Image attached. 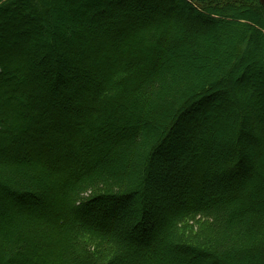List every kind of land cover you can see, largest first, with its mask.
Returning <instances> with one entry per match:
<instances>
[{
	"label": "trees",
	"instance_id": "16d2710c",
	"mask_svg": "<svg viewBox=\"0 0 264 264\" xmlns=\"http://www.w3.org/2000/svg\"><path fill=\"white\" fill-rule=\"evenodd\" d=\"M61 1L75 7L76 23L82 22L79 6L98 22L70 60L56 55L51 40L31 43L35 30L47 29L52 11H65ZM162 6L164 18H183L181 25L168 23L183 37L166 35V19L153 21L134 9ZM110 38L119 42L113 59ZM77 67L81 74H66ZM233 82L244 86L233 89ZM258 85L264 88L259 0H0V264H170L148 244L159 223L151 215L156 205L148 185L159 157H186L174 164L176 173L196 160L194 177L177 191L180 206L156 232L166 243L163 251L195 256L198 264H264V197L252 198L244 187L215 208L216 197L202 196L207 178L245 186L254 167H262L244 153L242 115L236 112L229 154L206 174L215 161L206 147L212 134L203 130L212 124H202L222 109L237 108L235 90L264 101ZM100 124L112 131L99 130ZM261 134L264 139V128ZM114 147L139 149L136 173L120 175L104 166L120 161ZM14 148L20 161L7 160ZM259 185L264 190V181ZM4 197L25 205L53 199L58 210L50 217L15 212ZM129 200L133 214L124 209ZM90 215L125 219L124 235Z\"/></svg>",
	"mask_w": 264,
	"mask_h": 264
},
{
	"label": "rangeland",
	"instance_id": "374dc122",
	"mask_svg": "<svg viewBox=\"0 0 264 264\" xmlns=\"http://www.w3.org/2000/svg\"><path fill=\"white\" fill-rule=\"evenodd\" d=\"M61 3L63 2L62 1L58 2V4L64 7L65 11H61L59 13L52 11L53 12L52 18L48 22L47 29L46 27H44L47 30V32L46 33L44 32L46 31L44 28H40L37 31L35 30V34L33 35L34 38L32 39L31 43L35 44L36 40H39L41 38L42 39L45 38V40L47 41L51 40L53 43V48H54V51L56 52V55L62 53L69 60L75 59L76 56L80 55L77 52L80 49L79 44L80 42L82 43L83 37L85 38V40L86 39L89 40L90 37H93V32H96L97 27H98V22L97 23L95 21L92 22L90 18L88 19L87 13L82 14L83 9L79 6L75 10L77 11L76 14L78 16L80 17L82 16V20H81L82 22L81 24L78 22L76 23V21L73 20V16H72L73 15L72 8H75V7L70 4L63 5ZM163 8L164 7L162 6L161 10H158L155 12H152L153 10L147 9V8L143 10H144L145 16H147L150 20L158 21L162 18V21H163V18H164L162 14ZM241 10H244L246 12L245 9H241ZM136 15L138 14L136 13ZM16 17H20V13H17ZM134 18H135L134 23L136 24L137 17L134 16ZM165 19L167 20L165 23V26H167L166 28L168 29L166 30V35H170L171 37H175L176 35L179 37H183L182 36L183 32H177V34L175 35L176 31L173 30V28H171L172 30L169 31V25H168L169 22L181 25L183 24L181 23L182 22L181 20L183 18L177 17L176 15L175 16L172 15V16L165 17L164 20ZM242 22L245 24H248V26H250L253 29L255 28L254 22H248L246 20L244 21L242 20ZM40 23L42 24V22ZM54 28H57L59 30V33H61V36L59 38L56 37L55 34H52V32H55ZM241 30L242 29L240 28L237 30V32H240ZM109 42H110L109 44L112 47V52L109 54V57L113 59L115 57V51H116L115 44H118L119 42L116 39L113 40L111 38L109 39ZM179 53L183 55V51H180ZM66 74L72 75V76L76 74L79 75L81 74V71H79V68L77 67V69H75V71L73 70L72 73L71 71L68 70ZM73 84H76V83L72 82V85ZM233 85H234L233 89H238V90H241L244 86V84H237L235 82H233ZM59 86L62 87L63 89H66L70 85L60 83ZM245 87H247V85ZM262 87L263 86L259 87L258 85V88H260L264 92V88L262 89ZM236 91L237 90H235L232 97L234 98L233 99L234 104L238 105L237 108L231 105L229 108L230 111L228 110V112L225 108V109H222L221 112H219V115L217 113H214L213 114L214 118H212L209 121V123L212 124L211 126L212 128L203 129L205 130V134H210V133L212 134V135L210 134L213 137L212 149L209 150V153H210L211 161L213 163L215 161V163L212 164L210 168L206 169V174L213 172L214 166L222 162L221 157L224 159L225 155L229 154L230 150L229 151L227 150L229 149L230 140L231 138L234 137V131L237 126L236 123H237L238 117H237L236 112H239L242 115V123H243L242 125L244 127L242 128V130H244V132L242 134V139H241L242 141L241 140L240 141L242 142L241 146L244 149V153H247L250 151L252 155V159L255 161L260 160L259 163L262 167L260 168L254 167V172H253L254 174L251 177H249L245 186H240V184L239 186L237 185L231 186V185H227L226 183H223V185L221 184L217 185L215 180L212 179V182H210L211 178H207L208 186H207V189L204 191V195L202 196H203V199L205 200H209L211 197H216V199L218 200L216 201L215 204H213L215 208H220V206L224 205V202H225L224 197L226 196L232 197V195L235 192H237L238 190L244 187H246L244 190V193L252 196V198H256L257 196H260V195L264 197V190L260 188V185H259L261 181H264V156H262V149H263L264 144L262 143L261 145V142L264 140L263 135L261 134V129L264 128V101L259 99V97L257 99L255 95H251V96L247 95V96L242 97ZM246 104L250 105V110H247ZM98 127H99V130L101 131H104V129L107 131H112L110 129H107L106 127H103L102 124H100ZM120 127H121L120 128L121 131L125 129V126L123 127L120 125ZM112 133H113L112 135L114 136L117 135L115 132H112ZM123 134L126 135V137H128L127 133H123ZM104 144L106 143L104 142ZM115 148H116L115 152L120 155V161L118 163H112V167L108 163L104 164V166L109 171L111 170V172L117 173L120 175L126 174L128 176H131L132 174L136 173L139 167V160H140L138 158L140 157L139 152H138L139 149L133 148L130 152L127 153L126 152L127 150L125 149H119L117 147H114V149ZM59 149L62 150V146H60ZM17 151L18 150L14 148L13 155H11V157H9L10 159L8 158L7 160H12L16 162L20 161L21 158L17 157V153L19 151L18 152ZM102 152L103 150L100 151L101 154ZM219 156L221 157L219 158ZM58 157L60 160L62 159L61 155ZM64 158L66 159V157ZM185 161H187L186 157L184 158L178 157L177 161L176 160L174 161L163 160L160 157L158 158V160L154 159L151 164V175L149 176V182H148L149 193L152 195L151 202H153L156 205L155 210L151 211L152 214L151 213L150 214L153 215V217H155L159 221V223H157V226L155 227L154 235L148 240L149 242L148 244H151L154 248H156V250H158V252H161L162 254H164L165 257H167L166 259L169 260L170 264H191L192 260H194L196 264L199 263V259H197V257L195 256L189 257V255L187 254L184 255L180 252H172V251L169 253L168 250H165L164 252L163 248L166 247V243L164 239L162 240L161 237L158 236V233H156L160 226V222H162V220H164L166 216L171 214V212L174 211V209H177V207L180 206V202L177 201L178 199L177 191L179 190L183 191L184 189H186L187 182L189 183L191 179L194 177V174L196 173V171H194L193 169V166L191 170L189 171V173L187 172V170H182L180 171V173L174 172V164L177 165L176 163L178 162L183 163ZM71 163L72 162H70V164ZM220 185L223 186L224 188L217 189L216 191V189L214 188L219 187ZM2 196H4V194L0 193V197ZM4 201H6L9 204H12L13 206L11 207L14 209L15 212H28V213H31L32 215H37L41 217L42 216L50 217L52 216L54 212L58 210L57 208L58 202L56 203V200H53V199L50 201V199L48 198H44L40 202H36V203L28 204V205L22 204L20 203L18 199H13V198H10V199L5 198ZM50 205L52 206L50 211L47 212L46 210L42 209V207H48ZM124 209L127 214H133L136 210V206L134 205L133 201L129 200V201H126ZM78 215L85 216V214L81 212H78ZM87 217L94 223L102 222V223H105L106 225L112 224L116 226L120 231H122V233L126 227V222H125V219L123 218L122 219L119 218L116 221V220H109L107 218L105 220L102 217H97V216H92V215L87 216ZM195 230L198 231L197 229L194 228L192 232H194ZM132 246L134 248L140 247L139 244L137 243H132Z\"/></svg>",
	"mask_w": 264,
	"mask_h": 264
},
{
	"label": "bare ground",
	"instance_id": "6f19581e",
	"mask_svg": "<svg viewBox=\"0 0 264 264\" xmlns=\"http://www.w3.org/2000/svg\"><path fill=\"white\" fill-rule=\"evenodd\" d=\"M134 9H135V11L139 12L141 15L144 14V10H141V9H139V8H134ZM153 9H154V7H151V10H153ZM142 12H143V13H142ZM202 124H203V125H207V124H209V119L206 120V121H203ZM212 142H213V137H212V136H209L208 142H207V144H206V147L208 148V152H209L210 149H212ZM209 154H210V153H209ZM195 163H196V160H195V159H192L191 161H189V162L186 163L185 169L187 170L188 173H189V171L191 170L192 166L194 167ZM186 181H187V180H186ZM245 181H247V180H244L243 183H245ZM189 183H190V182H189ZM234 185H235V184H234ZM207 186H208V181H207V179H206V180L204 181V183H203V186H202V193L207 189ZM223 188H224V187L220 185L219 187H215L214 189H216V191H217V189H223ZM121 215H123V214L121 213Z\"/></svg>",
	"mask_w": 264,
	"mask_h": 264
},
{
	"label": "water",
	"instance_id": "95a60500",
	"mask_svg": "<svg viewBox=\"0 0 264 264\" xmlns=\"http://www.w3.org/2000/svg\"><path fill=\"white\" fill-rule=\"evenodd\" d=\"M259 2L262 4V6L264 8V0H259Z\"/></svg>",
	"mask_w": 264,
	"mask_h": 264
}]
</instances>
